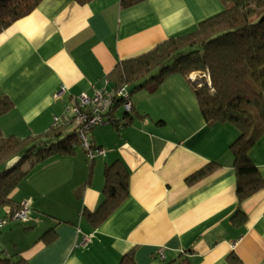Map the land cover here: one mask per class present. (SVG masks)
<instances>
[{
  "label": "crops",
  "instance_id": "0c3cea01",
  "mask_svg": "<svg viewBox=\"0 0 264 264\" xmlns=\"http://www.w3.org/2000/svg\"><path fill=\"white\" fill-rule=\"evenodd\" d=\"M221 10L219 0H146L124 9L120 0H42L0 34V98L12 104L1 132H49L81 93L114 89L120 63ZM192 86L172 75L153 92L133 94L129 115L118 108L114 124L91 134L105 151L92 162L76 148L32 168L11 194L29 204V218L8 226L0 254L28 264H118L129 252L135 264H233L231 257L264 264V188L238 203L230 146L240 133L207 125ZM249 157L264 180V136ZM116 160L129 172L128 196L94 229L83 212L101 203L104 169ZM210 164L217 165L210 175L189 182ZM18 224L23 233L12 230ZM84 235L91 239L82 247Z\"/></svg>",
  "mask_w": 264,
  "mask_h": 264
},
{
  "label": "trees",
  "instance_id": "16d2710c",
  "mask_svg": "<svg viewBox=\"0 0 264 264\" xmlns=\"http://www.w3.org/2000/svg\"><path fill=\"white\" fill-rule=\"evenodd\" d=\"M41 1L0 0V34L29 15ZM73 1L84 5L92 0ZM144 1L120 0V4L124 9ZM219 1L222 10L199 22L194 30L169 38L151 51L120 63L115 70L113 87L127 84L132 96L141 90L153 92L169 76L179 75L190 83V74L207 71L210 87L205 83L200 88L192 86V90L207 125L231 124L240 133L230 146L240 204L264 188V180L249 157L250 149L264 136V0ZM120 104L118 101L109 114L114 115ZM11 109V102L0 98V117ZM64 130L58 127L25 138L5 136L0 130V209L8 208L4 218L21 208V203H16L11 194L32 168L53 157L73 156L77 147L82 148L75 133L63 134ZM89 142L91 149H99L90 139ZM15 157L19 161L6 170V164ZM25 163L29 164L28 170H23ZM216 167V164L206 166L191 176L189 182L210 175ZM103 178L101 203L95 211L83 212L94 229L128 196L129 172L122 161L107 165ZM237 214L241 215L240 209ZM52 232L50 229L42 238L52 236ZM231 261L239 264L234 257ZM0 264L28 263L20 255L12 259L0 254ZM118 264H135L133 253L125 254Z\"/></svg>",
  "mask_w": 264,
  "mask_h": 264
},
{
  "label": "built area",
  "instance_id": "2783aa9c",
  "mask_svg": "<svg viewBox=\"0 0 264 264\" xmlns=\"http://www.w3.org/2000/svg\"><path fill=\"white\" fill-rule=\"evenodd\" d=\"M204 80L210 87V77L207 71L195 72L189 75V81ZM198 83L196 87H201ZM120 101L121 108L126 114L132 111L131 96L127 84L122 85L117 89L112 90H93L91 95L81 93L75 103L67 108L62 117H54L51 129L63 126H71L75 135L80 139L82 148L85 150L87 159L91 162L96 156L105 155L102 149H91L87 133L95 126H102L105 124H114L115 119L113 115L109 114L115 104ZM30 206L27 202L21 204V208L12 215L0 218V230L8 224L26 222L30 214ZM91 237L84 235L81 239L80 246L84 247L90 242Z\"/></svg>",
  "mask_w": 264,
  "mask_h": 264
},
{
  "label": "rangeland",
  "instance_id": "374dc122",
  "mask_svg": "<svg viewBox=\"0 0 264 264\" xmlns=\"http://www.w3.org/2000/svg\"><path fill=\"white\" fill-rule=\"evenodd\" d=\"M220 2V1H219ZM222 7L223 6H221V9H222ZM191 82V81H190ZM198 83H200L202 86L205 84V82H204V80H199V78H196L195 80H192V82H191V84L192 85H194L195 87H196V85L198 84ZM197 88H200V87H197ZM144 91H147V90H144ZM137 92H139V91H137ZM137 92H135L134 94H136ZM122 111H123V109L122 108H119L118 109V112L119 113H122ZM97 128H102L101 126L100 127H98V126H94L88 133H87V136H88V138L89 139H91V134L93 133V131H95ZM74 131H73V128L72 127H68V129H65V131H64V133L63 134H69V133H73ZM79 150H81V147H77ZM27 165V163H25V166ZM27 167H29V164H28V166ZM2 213L0 214V218H3V214H4V212H5V210H4V208H2L1 210H0ZM9 226V224L6 226V227H4V231L0 234V238H3V237H6V241H7V234L8 235H10V233H11V230H9L8 227ZM13 231H15V230H19V232L21 233H23V228H22V226L20 225V224H18L17 226L15 225V227L12 229ZM21 242H24V243H26V240H23V241H21Z\"/></svg>",
  "mask_w": 264,
  "mask_h": 264
},
{
  "label": "water",
  "instance_id": "95a60500",
  "mask_svg": "<svg viewBox=\"0 0 264 264\" xmlns=\"http://www.w3.org/2000/svg\"><path fill=\"white\" fill-rule=\"evenodd\" d=\"M19 161L18 157H15L11 159L7 164H6V170L11 169L12 167L15 166V164Z\"/></svg>",
  "mask_w": 264,
  "mask_h": 264
}]
</instances>
